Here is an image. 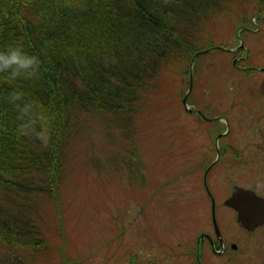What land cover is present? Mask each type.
Listing matches in <instances>:
<instances>
[{
  "label": "trees",
  "instance_id": "trees-1",
  "mask_svg": "<svg viewBox=\"0 0 264 264\" xmlns=\"http://www.w3.org/2000/svg\"><path fill=\"white\" fill-rule=\"evenodd\" d=\"M219 21L231 44L216 41ZM255 36L264 37V0H0V48L19 42L40 58L36 77L9 82L0 74V264H30L52 248L55 230L61 234L38 209L50 203L53 215H63L72 142L88 121L124 139L142 122L167 130L185 110L193 55L221 45L195 55L187 98L217 114L201 90L209 78L222 84L223 71L207 73L201 58L220 54L217 66L225 60L249 77L256 53L244 42ZM16 91L23 93L17 103L41 117L31 130L10 100Z\"/></svg>",
  "mask_w": 264,
  "mask_h": 264
},
{
  "label": "rangeland",
  "instance_id": "rangeland-1",
  "mask_svg": "<svg viewBox=\"0 0 264 264\" xmlns=\"http://www.w3.org/2000/svg\"><path fill=\"white\" fill-rule=\"evenodd\" d=\"M216 30L217 42H233L229 27L222 21ZM244 43L256 53L257 68L264 67V37L257 39L255 36ZM220 56L215 53L201 58L207 73H212L214 68V71L218 68L223 71L222 84L214 85L215 79L208 77L209 85L201 90L205 99L211 101L210 113H222L225 109L219 122L197 121L192 114L180 109L167 130L142 122L132 139L110 135L96 118L80 129L72 142V177L62 189L63 215H53L50 203L38 209L41 218L49 225L53 228L59 226L61 234L54 229L52 248L37 253L34 259H27L30 264H130L132 253L148 231L147 226H153L156 231L159 227L164 235L169 234L174 219L171 216L180 214L178 211L184 208L171 202L161 205L163 203L156 199L152 201L150 192L154 184L149 181V176L153 173L152 180L155 178L159 183L163 175L172 179L182 176L171 181L172 184L161 185L163 194L174 195L177 193L175 187L195 185L189 180L191 175L186 177V174L189 168L200 166L199 153L209 150L206 136L215 135L221 127L225 132H221L220 140L228 136L234 140L239 136L241 141L250 142L249 151H258L260 146L259 158L236 159L233 169L238 172L237 177H251L257 189L263 192L264 71L244 76L225 60L217 66ZM243 77L246 81L240 83L239 79ZM244 88L250 90L241 93ZM94 160H98V166ZM206 161L200 167H204ZM139 176L140 185L136 184ZM137 200H145V203L137 205ZM144 215L152 217L154 222H147ZM149 247L142 244L140 248L146 251ZM62 255L66 256L67 263L61 262Z\"/></svg>",
  "mask_w": 264,
  "mask_h": 264
},
{
  "label": "flooded vegetation",
  "instance_id": "flooded-vegetation-1",
  "mask_svg": "<svg viewBox=\"0 0 264 264\" xmlns=\"http://www.w3.org/2000/svg\"><path fill=\"white\" fill-rule=\"evenodd\" d=\"M258 68L249 75L263 73L264 67ZM248 90L241 89V93ZM247 110L251 112L250 108ZM224 114L225 109L213 117ZM216 131L217 134L220 132ZM217 134L206 136L209 150L202 151L197 158L200 166L207 159L205 166L191 167L186 174V177L191 175L189 180L195 185L175 187L177 193L174 195L163 194L161 185L182 176L172 179L163 175L160 183L155 182V178L152 180L153 173L149 176V181L154 184L150 192L152 201L156 199L163 203L161 205L171 202L184 208L178 211L180 214L171 216L174 219L169 234L164 235L159 227L156 231L153 226H147L148 234L145 233L136 246L130 264H264V220L257 225L246 226L238 220L237 211L226 203L235 187L251 189L264 199V190L260 192L251 177H237L238 172L233 169L236 159L259 158L260 146L258 151H249L251 145L248 140L241 141L239 136V139L237 136L234 140L229 139L228 136L220 140L222 135L217 139ZM223 162L227 165L223 166ZM136 184H141L140 176ZM137 202L140 205L145 200ZM145 217L150 224L154 222L152 217ZM142 244L150 247L142 251Z\"/></svg>",
  "mask_w": 264,
  "mask_h": 264
},
{
  "label": "clouds",
  "instance_id": "clouds-1",
  "mask_svg": "<svg viewBox=\"0 0 264 264\" xmlns=\"http://www.w3.org/2000/svg\"><path fill=\"white\" fill-rule=\"evenodd\" d=\"M40 58L27 52L22 43L15 42L0 48V74H4V79L9 82L19 78L29 79L36 77L39 72ZM10 100L21 112L22 116H27L30 123L24 125L25 129H32V125L41 119L38 114L33 113V105L20 104L23 100V93L16 91L10 94Z\"/></svg>",
  "mask_w": 264,
  "mask_h": 264
},
{
  "label": "water",
  "instance_id": "water-1",
  "mask_svg": "<svg viewBox=\"0 0 264 264\" xmlns=\"http://www.w3.org/2000/svg\"><path fill=\"white\" fill-rule=\"evenodd\" d=\"M239 46H244L242 40L240 41ZM215 47L221 46H212L209 48L201 49L198 52L203 53ZM198 52L193 55L190 61L189 86L187 92L182 97V103L184 104L185 109L189 111H191L192 109L187 104V96L192 88V65L194 57ZM197 112L200 115H203L202 110H197ZM220 135L221 133L218 134L217 137H219ZM226 203L232 206L237 211L238 220H240L241 223L246 226L257 225L264 220V199L251 189L235 187L231 195L226 199Z\"/></svg>",
  "mask_w": 264,
  "mask_h": 264
}]
</instances>
